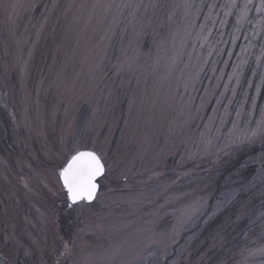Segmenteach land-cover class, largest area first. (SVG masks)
<instances>
[{
  "label": "rangeland",
  "instance_id": "obj_1",
  "mask_svg": "<svg viewBox=\"0 0 264 264\" xmlns=\"http://www.w3.org/2000/svg\"><path fill=\"white\" fill-rule=\"evenodd\" d=\"M247 3L0 0V264H264V178L225 173L264 145ZM77 150L105 174L69 207Z\"/></svg>",
  "mask_w": 264,
  "mask_h": 264
},
{
  "label": "snow or ice",
  "instance_id": "obj_2",
  "mask_svg": "<svg viewBox=\"0 0 264 264\" xmlns=\"http://www.w3.org/2000/svg\"><path fill=\"white\" fill-rule=\"evenodd\" d=\"M251 3L252 0H248V3L241 9V19L247 18L248 4ZM233 5L235 6V0H233ZM258 11H264V0H260ZM104 174L105 164L97 152L93 150L75 151L59 173L71 202L69 207L80 201L94 200L99 188L98 180Z\"/></svg>",
  "mask_w": 264,
  "mask_h": 264
},
{
  "label": "trees",
  "instance_id": "obj_3",
  "mask_svg": "<svg viewBox=\"0 0 264 264\" xmlns=\"http://www.w3.org/2000/svg\"><path fill=\"white\" fill-rule=\"evenodd\" d=\"M264 156V145L260 147H255L253 149H248L243 151L238 159L227 168L225 171L226 174L232 173L233 178L232 179H238L237 183L239 184H248V183H254L258 181L261 178H264V170L262 169V166L264 167V162L260 160ZM248 159H252L253 163H247ZM260 161V162H258ZM239 172L238 177L237 173ZM225 179L224 174L222 175L220 182ZM254 198V196H253ZM216 200V198L214 199ZM259 200H257L258 202ZM213 203V202H212ZM213 204L211 205L210 209H208L209 213L213 209ZM264 208V207H262Z\"/></svg>",
  "mask_w": 264,
  "mask_h": 264
},
{
  "label": "water",
  "instance_id": "obj_4",
  "mask_svg": "<svg viewBox=\"0 0 264 264\" xmlns=\"http://www.w3.org/2000/svg\"><path fill=\"white\" fill-rule=\"evenodd\" d=\"M60 180H61V179H60ZM61 183H62V185H63V182H62V180H61ZM98 189H99V188H98ZM97 192H98V191H97ZM67 195H68V194H67ZM95 197H96V196H95ZM94 199H95V198H94ZM92 201H93V200H92ZM92 201H91V202H92ZM86 202H88V201H86Z\"/></svg>",
  "mask_w": 264,
  "mask_h": 264
}]
</instances>
